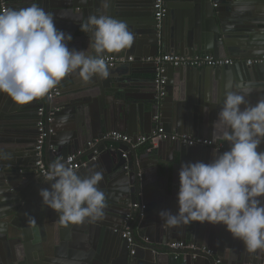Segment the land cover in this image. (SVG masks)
Returning <instances> with one entry per match:
<instances>
[{
	"label": "water",
	"instance_id": "1",
	"mask_svg": "<svg viewBox=\"0 0 264 264\" xmlns=\"http://www.w3.org/2000/svg\"><path fill=\"white\" fill-rule=\"evenodd\" d=\"M4 1L7 8H23L37 2L46 12H53L55 27L58 30L71 34L72 39L68 44L70 50H86L91 55H95V52L90 47L89 36L80 30V24L86 22L87 17L94 14H104L115 18L136 17L141 19L142 17L143 20L136 23L126 22L129 30L134 34V42L130 48L121 50L123 52L104 54L114 58H123L126 62L124 66L129 68L146 66L147 64L142 63L143 59L156 56L159 49H164L169 44L162 38L164 22L161 23L160 28H157L154 17H151L154 0H107V8L104 7V0ZM169 1H166V6ZM203 1H205V7L210 3V0ZM214 1L217 0H211L212 3ZM168 15L167 6L166 17ZM77 39L83 41L84 44L78 47ZM169 45H172L173 50L187 47L184 41L178 39H172ZM133 48L137 51H132ZM178 54L192 55L187 53L186 49ZM130 59H132L131 62H129ZM149 65L152 67L151 64ZM235 65L207 69L219 73L222 70L231 69ZM243 65L248 70L239 76H243L246 81H251L254 85L258 84L262 88V94L258 99L264 98V64L247 66L244 61ZM115 68L108 69L109 76L107 78L102 79L94 76L88 81L80 77L78 72L70 73L46 96L26 105H17L7 94L0 93V133L4 135L1 139L9 144L4 151L0 152V264H16L14 252L18 251L24 256L31 252L27 246L20 248L19 245H23L28 239H31L29 231H26L30 230L33 219L37 226L34 228L33 225L34 233L32 235L40 237L38 231L41 230L39 225L43 223L41 219L43 214L41 212L38 220L34 217L37 216L39 210H43V207L41 202L35 201L34 196L38 191L36 190L37 186L32 187V185L38 178L43 182L46 181L33 173L32 166L36 160L34 147L37 137V111L42 107L45 108L46 113L50 109H58L53 124L49 126L53 130V135L48 138L44 146V157L48 168L49 162L53 158L65 163L67 156L81 152L77 163L79 165L85 163V166H81L78 173L88 174L92 169L101 171L103 180L99 187L105 193L107 200L104 217L95 222L86 220L81 225H65L61 223L57 213L56 217H53V213L47 216L46 222L52 221L55 229L61 227L67 232L65 240H56L55 246L51 243L44 244L42 249L37 250L41 257L52 256L51 262L48 261L49 264H170L169 255H157L154 252L160 249L159 245L178 241L187 242L189 235H191V243L198 247L203 246L200 244L201 241L204 243L206 241L208 248L214 250L215 255L221 259V264H252L264 261V250L249 252L243 242L234 239L221 224H216V227L210 229L206 234H201L202 229L200 228V233L197 236L202 238L197 243L195 242L196 234L193 233L197 229L195 222L170 226L161 219L159 214L151 212V206H146L144 217L139 224L143 234L150 237L149 243L141 244L138 237L133 234L138 246L135 248L134 255H129V248L125 240L121 239V227L117 228L116 225L123 224V217L129 204L136 202L145 204L154 197L147 193L144 169L149 165L153 166L155 185L152 188L157 191L154 194L169 198V202L166 199L165 208L173 214L178 211L179 181L169 178L168 166H164L163 176H160V164L156 159L149 157L155 149L151 152L144 151L143 156H139L136 150L129 151L126 146H122L120 150L116 151L105 150L103 143L94 148L87 146L94 139H100L107 133L123 132L134 138L149 134L152 128L163 125L162 107L167 101L168 92H170L168 85L166 84V96L158 105L154 89L153 95L152 93L144 94L139 89L143 85H148L149 81L136 77L138 72L129 70V72L119 73ZM172 69L175 70L178 77L187 80L192 72L200 71V69L189 67ZM152 73L154 79V71ZM153 81L151 82L153 83ZM55 92H57L56 95ZM50 94L53 97L48 99ZM159 108L160 122L157 125L153 122V118L159 114ZM210 111L211 115L203 113L204 119L202 116L200 130L205 133L212 132L210 135L214 147L163 143L176 146V152L181 155L184 150L186 153L197 155L209 150L216 151L219 143L227 148V142L214 139L213 122L217 119V113L212 109ZM8 116H12L10 117L12 119H9ZM64 116H67L68 119L64 122L62 129H53L54 123L62 121L61 118ZM172 125L180 134L182 132L191 134L192 130L195 132L197 129V124H191V119L184 123L180 119H177L176 122L173 120L170 127ZM62 137H70V139L67 143L61 144ZM50 146L54 148V152L49 149ZM27 156L31 158V165L25 167V157ZM27 178H31L28 182H31L32 185L22 183ZM48 183L51 184V182ZM27 211H31V216ZM191 229L193 232H190ZM69 231L78 234H74L70 239ZM21 238H23L22 242ZM74 249L78 252L72 256L71 250ZM8 252L10 258L7 257L4 260L2 253L7 255ZM18 256L20 255L18 254ZM195 263L214 264V259L208 257L192 260L189 257L184 264Z\"/></svg>",
	"mask_w": 264,
	"mask_h": 264
},
{
	"label": "clouds",
	"instance_id": "2",
	"mask_svg": "<svg viewBox=\"0 0 264 264\" xmlns=\"http://www.w3.org/2000/svg\"><path fill=\"white\" fill-rule=\"evenodd\" d=\"M238 13L248 10L233 0ZM104 7H108L104 0ZM80 30L89 36L95 55L69 49L72 39L55 27L53 12L37 2L28 7L0 10V93L17 105L46 96L68 74L78 72L85 81L107 78L105 53L130 48L134 34L125 21L99 14L87 17ZM257 55L264 49H257ZM225 98L213 122L214 139L227 142V150L213 152L212 160L183 163L179 169L178 211L159 215L170 226L192 222L221 224L249 252L264 250V98L253 105L246 97L253 82L225 84ZM243 106V107H242ZM67 116L61 118L66 122ZM70 137H62L67 143ZM50 189L39 192L44 206L54 210L61 223L81 225L104 217L105 193L99 187L103 173L92 169L81 176L62 161L49 165ZM35 222V219H33Z\"/></svg>",
	"mask_w": 264,
	"mask_h": 264
},
{
	"label": "crops",
	"instance_id": "3",
	"mask_svg": "<svg viewBox=\"0 0 264 264\" xmlns=\"http://www.w3.org/2000/svg\"><path fill=\"white\" fill-rule=\"evenodd\" d=\"M204 2L205 1L203 0L169 1V3L167 4L169 15L163 20L164 24L162 28V38H164V40H167L169 44H171L172 39L184 41L187 47H185L184 49L173 50L172 45L168 44L169 46L167 45V47H165L164 49H159L156 56L162 54H178L182 50L186 49L187 53L192 54L191 56H213L222 60H233L234 64H236L233 68L222 70L219 73H216L215 71L207 68L200 69L199 72H192L189 75V80L178 77L175 70H173L172 68L167 67L166 69L165 79L170 92H168L167 101L162 107V114L164 116V122L162 125L163 129L168 133L180 134L178 133V131H176L174 125L170 127V125L173 123V120L176 122L177 119H180L182 123H184L188 119H191V124L196 123L197 129L195 130V132L194 130H192L191 134L188 132H182V134L212 141L213 139L210 135L212 134L211 131L205 133V131L200 130V126H202L203 113L211 115L210 109H212L218 114V110H220L225 98V84L231 79L233 81L232 90H236L235 84L242 81L249 82L246 81V78H243V76H239L241 73H245L248 70L243 65V62L247 60L258 59L259 57L264 55L256 54L257 49H264V0H242V2L248 8V10L243 13H238L234 10L235 5L233 0H217L214 1V3H212L210 0V3L208 2L209 4L207 7H205ZM150 14L152 17V8ZM117 19L123 20L125 22L129 21L131 23H136L143 20L142 17L141 19L136 17H120ZM82 42L78 40L76 42V45L80 47L82 44H84ZM132 51L137 50L133 48ZM214 53L218 56H216ZM105 56L106 55H104V57ZM115 70L119 73L129 72V70L130 72H138V75H136V77H140L143 80H147L150 82L148 85H143L139 89L142 90L144 94L148 95L152 93L153 95L154 86L151 82L153 80V68L149 64H147L146 66H134L131 68L124 65H119L115 68ZM261 90L262 88H260L258 84L254 85V90L249 96L246 97V100L250 104L254 105L257 102L258 97H260V95L262 94ZM160 108L159 115L161 113ZM10 117L9 119H12ZM63 125V121H57L54 123L53 129H62ZM152 130L153 128L151 129V131ZM123 134L128 135L126 133ZM3 136V133H0V152L4 151V149L9 146L8 143L2 141L1 138ZM55 144H57V142H55ZM10 145L12 146V144ZM219 145L222 146V143H219ZM144 149V147L137 149V154L139 156H143V153L145 151ZM225 150H227V148H224L223 146L222 149H216V151L209 150L208 152L203 153L200 152V154L198 155L188 152L186 153V150H184L183 154L181 155L180 153L176 152V146H173L169 143H162L157 147V149L152 152L149 157L156 159L160 164V176H163L164 166H168L169 178L179 181L178 173L181 164L188 162L195 163L198 161L208 163L213 158V152H222ZM261 150H264V143H261L258 148V151ZM30 160V156L25 157V167L31 165ZM55 161H57V159L53 158L49 162V165ZM144 170L146 174V189L148 188L147 193L154 195V197L150 198V200H148V202H145V204H141L151 206V212L157 213L156 215H158L162 210H168L167 208H165V206L166 199L167 202H169V198L164 197L163 195L158 194L157 196L154 194V192L156 193L157 191L152 188V186L155 185V181H153L154 174L152 173L153 166L149 165ZM80 175L84 176L87 174L80 173ZM29 179L31 178H27V180L23 181L22 183L32 185L31 182H28ZM34 186H37L36 190L38 191L36 196H34L35 201L42 203V198L40 197L39 192L41 189H50V184L48 182H43L40 180V178H38L32 185V187ZM42 207L43 210H39L37 216L34 217L36 218V220H38V216H40L41 212L43 214L41 218L43 223L41 222L42 225H39L41 230L38 231L40 237L32 235L34 233V228L37 226V223L32 221V225H30L29 228L30 230H24L26 232L29 231V236L31 239H28L23 245H19L20 248L27 246L28 249L31 250V252L26 253V256L21 255V253H18V251L14 252L16 264H49V262H51V260L53 259L52 256L41 257L40 253L37 252V250L39 248L42 249L43 245L48 243H51L53 246H55L54 243L56 240H65V238L67 237V232L64 231L63 228L56 227L55 229L54 223L52 221L46 222L47 216L53 213V217H56V212L44 206L43 203ZM31 211H27L29 216H31ZM195 225L197 226L196 231L193 232L191 229L190 232L196 234L195 242L197 243L198 240L200 241L202 238L201 236H197L200 233V228L202 229L201 234H206L210 229L216 227V224L214 225L207 222H195ZM116 226L117 228H120L122 227V224ZM68 234L71 239L74 234L78 233L69 231ZM140 235L147 237L150 240V237L146 236L145 233L143 234L142 229H140ZM22 241L23 238H21V242ZM191 241V235H189L187 243H191ZM200 244L208 247L206 241L205 243L201 241ZM77 252L78 250L76 249L71 250L72 256L77 254ZM18 254L20 256H18ZM2 256L4 260L7 257L10 258L9 252L7 253V255L5 253H2ZM170 264L184 263L174 262L170 259Z\"/></svg>",
	"mask_w": 264,
	"mask_h": 264
},
{
	"label": "built area",
	"instance_id": "4",
	"mask_svg": "<svg viewBox=\"0 0 264 264\" xmlns=\"http://www.w3.org/2000/svg\"><path fill=\"white\" fill-rule=\"evenodd\" d=\"M167 0H154L152 4L153 17L157 23V28L161 27V23L166 18L167 15ZM6 7L4 0H0V10H3ZM106 60L108 69L115 68L118 65H125V60L123 58H114V57H103ZM132 59L129 60L131 62ZM142 63L151 64L154 71V81L153 86L155 90V99L157 104L166 96V79L165 73L167 67L172 68H184L189 67L193 69H206V68H223L231 67L234 64L233 60H222L215 58L213 56H187L179 54H162L159 56L148 57L142 60ZM255 64H264V55L254 60H247L246 65L252 66ZM55 95L57 92L54 93ZM53 97L52 94L48 95V99ZM58 112V109H50L47 113L45 108L42 107L37 111L38 121L36 124L37 127V137L34 147L35 152V162L33 164L32 171L34 174L40 176L43 180L46 181V177L49 173V168L44 157V146L46 141L50 136L53 135V130L49 128L54 122L55 113ZM153 122L158 125L160 122V115L158 114L153 118ZM163 142H171L175 144L182 145H200L204 147H214L212 141L205 140L191 135L186 134H174L166 132L161 126L155 127L149 134L139 135L137 137H131L123 133L111 132L103 135L100 139H94L92 142L88 143L89 148L97 147L99 144H105L104 149L108 151L120 150L122 146H126L129 151L137 150L144 147L146 152H151L154 149H157L159 144ZM218 149H222L223 146L218 145ZM49 149L54 152L53 147ZM81 152L76 154L69 155L65 159V163L69 166H72L78 171L81 166H85V163L79 165L77 159L81 156ZM95 157L97 156L96 151L94 152ZM125 157V155H123ZM93 158V160L95 159ZM146 211V205L139 202L129 204L127 206V212L123 217V224L121 227V238L125 240L128 248L129 255L133 256L135 248L138 246L133 238V234L138 237V241L141 244H148L149 238L140 235L139 224L144 217ZM159 250L154 252L157 255H169L170 259L174 262L185 263L187 258L192 260H197L198 258H208L211 257L214 259V264H221V259L215 255L214 250L206 247L200 246L193 243H187L183 241L166 243L164 245H159ZM252 264H264L262 262H256Z\"/></svg>",
	"mask_w": 264,
	"mask_h": 264
}]
</instances>
